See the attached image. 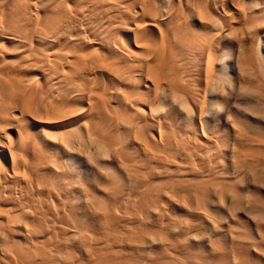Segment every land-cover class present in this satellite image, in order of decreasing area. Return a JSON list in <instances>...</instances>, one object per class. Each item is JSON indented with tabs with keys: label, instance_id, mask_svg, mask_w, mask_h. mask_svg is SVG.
<instances>
[{
	"label": "bare ground",
	"instance_id": "obj_1",
	"mask_svg": "<svg viewBox=\"0 0 264 264\" xmlns=\"http://www.w3.org/2000/svg\"><path fill=\"white\" fill-rule=\"evenodd\" d=\"M263 33L264 0H0V264H264Z\"/></svg>",
	"mask_w": 264,
	"mask_h": 264
},
{
	"label": "rangeland",
	"instance_id": "obj_2",
	"mask_svg": "<svg viewBox=\"0 0 264 264\" xmlns=\"http://www.w3.org/2000/svg\"><path fill=\"white\" fill-rule=\"evenodd\" d=\"M264 34V33H263ZM264 42V36L261 39ZM260 40V41H261ZM264 43L261 42V46L262 49L260 50L261 55L263 56V60H264ZM237 103H236V112H235V117L244 121H248L250 123H257L258 120L256 118H254L248 111L247 107L250 104V98L245 96V95H239L236 99ZM255 116V115H254ZM261 192L264 193V189L261 190ZM238 216L241 217L242 219L246 218V214L244 212H240L238 213Z\"/></svg>",
	"mask_w": 264,
	"mask_h": 264
}]
</instances>
